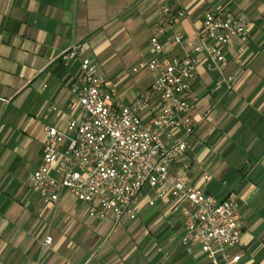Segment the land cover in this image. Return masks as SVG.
Masks as SVG:
<instances>
[{
    "label": "crops",
    "instance_id": "1",
    "mask_svg": "<svg viewBox=\"0 0 264 264\" xmlns=\"http://www.w3.org/2000/svg\"><path fill=\"white\" fill-rule=\"evenodd\" d=\"M161 7L172 23L161 24V50L154 52L149 40ZM209 11L248 25L227 44L226 64L212 71L207 52H193ZM72 43L85 47L80 58L94 63L119 109L154 79L140 64L196 61L189 109L179 114L190 119L192 132L160 136L187 144L169 176H185L218 201L234 195L242 228L228 258L264 264V0H0V264H223L219 252L212 260L180 244L184 221L176 208L183 201L144 192L135 220L114 224L88 219L69 194L54 208L33 193L27 178L41 162L44 128L62 129L80 115L70 89L78 64L59 60ZM156 112L152 104L140 117L149 122ZM47 233L50 247L43 246Z\"/></svg>",
    "mask_w": 264,
    "mask_h": 264
},
{
    "label": "built area",
    "instance_id": "2",
    "mask_svg": "<svg viewBox=\"0 0 264 264\" xmlns=\"http://www.w3.org/2000/svg\"><path fill=\"white\" fill-rule=\"evenodd\" d=\"M170 14L167 7L157 12L158 27L149 40L154 52L161 50V24L172 23ZM176 14L184 17L183 12ZM247 29L241 18L226 17L224 11L206 12L199 30L200 43L193 52H207V71L223 67L230 39L242 36ZM173 43H181V36L175 35ZM84 52V46L72 43L59 56L65 66L78 64L80 74L70 89L80 115L68 120L62 129L44 128L41 162L27 178L33 193L54 208L69 194L83 205L88 219H111L114 224L135 220L138 198L144 192L154 191L157 199L183 201L176 208L184 221L180 244L188 250L200 248L212 260L219 252L223 264H236L241 256L227 255L239 245L241 236V208L236 197L229 195L218 201L189 186L185 176L170 177L187 144L182 138L166 142L160 137L163 131L178 128L186 135L192 132L190 119L179 114L189 109L196 61L184 56L172 63L153 59L140 64L154 74V79L147 90L119 109L115 94L106 89L94 63L80 58ZM152 104L157 112L149 122H143L140 113L150 111ZM51 244L52 237L47 233L43 246Z\"/></svg>",
    "mask_w": 264,
    "mask_h": 264
}]
</instances>
